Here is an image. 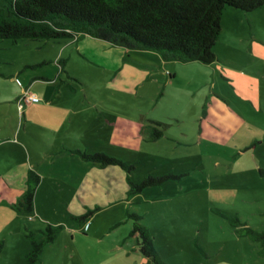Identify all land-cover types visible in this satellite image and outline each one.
<instances>
[{"label": "rangeland", "instance_id": "1", "mask_svg": "<svg viewBox=\"0 0 264 264\" xmlns=\"http://www.w3.org/2000/svg\"><path fill=\"white\" fill-rule=\"evenodd\" d=\"M123 49L111 64L76 39L0 40V94L14 99L0 103V158L29 162L32 144L66 138L135 163L134 180L180 177L107 201L84 222L68 215L70 190L49 192L47 179L31 213L0 201V264H26L27 234L41 238L48 221L61 227L37 264H150L129 234V212L167 264H264L261 243L238 232L240 223L264 231V6L226 7L212 63ZM18 84L40 98L21 109L28 140L15 136Z\"/></svg>", "mask_w": 264, "mask_h": 264}, {"label": "trees", "instance_id": "2", "mask_svg": "<svg viewBox=\"0 0 264 264\" xmlns=\"http://www.w3.org/2000/svg\"><path fill=\"white\" fill-rule=\"evenodd\" d=\"M228 6L254 11L264 6V0H4L0 6V40L11 39L17 43L22 38L76 39L87 34L127 49L155 51L166 61L212 63L217 59L214 46L221 33L223 12ZM28 103L24 102V107ZM162 134L156 130L150 139ZM71 151L101 167L120 166L127 172L128 194L180 177L167 172L134 180L131 172L135 163L104 151ZM40 181L37 170L29 169L26 189L14 207L33 212ZM99 208L97 204L82 214L70 216L84 222ZM129 215L134 218L129 234L136 237L137 246L148 262L167 264L156 251L149 228L140 222L141 216L135 212ZM239 225L240 235L260 242L264 252V231H257L245 223ZM59 227L49 223L41 238L36 237L34 231L27 234L31 249L26 254V264H37L45 246L55 241Z\"/></svg>", "mask_w": 264, "mask_h": 264}, {"label": "crops", "instance_id": "3", "mask_svg": "<svg viewBox=\"0 0 264 264\" xmlns=\"http://www.w3.org/2000/svg\"><path fill=\"white\" fill-rule=\"evenodd\" d=\"M76 42H79L82 49L89 48L94 50L106 59L107 63H117L118 57L124 55L126 52L122 46L113 45L105 40L98 39L91 35L82 34L76 38ZM136 51H145L136 49ZM148 53H154L151 51H146ZM159 54V53H158ZM153 55V57H161ZM33 82L31 78L30 84ZM20 91L17 96H21L22 87L24 91L30 87L19 86ZM4 95L0 94V103L6 101H12L13 97H3ZM16 96V98H17ZM20 96L17 98L19 99ZM54 97V96H53ZM15 98V97H14ZM30 103V102H29ZM26 104L25 106L29 105ZM25 108V107H24ZM23 108V109H24ZM12 115V114H11ZM15 118L18 123V128L15 131V136L18 139L25 140L26 135L23 130H27L28 121L24 123V118L21 116V108L18 109L16 105L15 108ZM14 115H12L14 117ZM20 115V116H19ZM2 116L7 118V111L2 110L0 107V132L3 129L2 126ZM26 117H28L26 115ZM66 117V115H65ZM27 119V118H26ZM66 118L64 119V123ZM45 128H47L45 126ZM47 129L54 128L48 125ZM14 131V130H13ZM36 139L39 141V136L41 135L39 131L32 130ZM13 132L10 134V136ZM65 137L71 138V136L65 132ZM12 137H9L7 141L14 142ZM27 139V138H26ZM28 140V139H27ZM3 140L0 137V153L2 151ZM54 143H51L47 139H43L42 144H32V148L35 150L29 151V162L16 159L12 161L9 166L6 167L5 163L0 158V194L2 198L0 201H6L13 204L19 202L22 194L24 193L27 186V174L29 169L33 168L41 176V181L37 187L35 194V202L38 200L39 193L41 191L43 183L47 179V191L53 192V190H61L67 187L70 191L68 192V199L66 200V209L68 215L70 214H82L86 211V208L91 204L95 205H105L107 201L115 200L116 198L124 199L128 195L127 193V172L123 170L118 165H110L107 167H101L100 165L93 163L91 161L85 160L79 153H73L72 149H79L82 151H87V149H82L81 146L71 143L68 139H59L54 140ZM68 141V142H67ZM29 142V141H28ZM27 146V145H26ZM40 150V151H39ZM89 152V151H88ZM41 156L43 158L41 159ZM113 156V155H112ZM36 161L33 165L32 160ZM5 167V168H4ZM105 174L106 185L108 190L103 193L104 182L102 181L101 175ZM66 185V186H65ZM96 191H95V190ZM104 196L103 198L97 197ZM79 200L82 202L80 203ZM71 217V216H70ZM61 222V221H59ZM48 223H50L48 221Z\"/></svg>", "mask_w": 264, "mask_h": 264}, {"label": "built area", "instance_id": "4", "mask_svg": "<svg viewBox=\"0 0 264 264\" xmlns=\"http://www.w3.org/2000/svg\"><path fill=\"white\" fill-rule=\"evenodd\" d=\"M39 100H40V98L36 94L32 93L29 89H26L22 99L19 100L20 104H21L20 107H21V109L24 108V102H31V101L36 102Z\"/></svg>", "mask_w": 264, "mask_h": 264}]
</instances>
